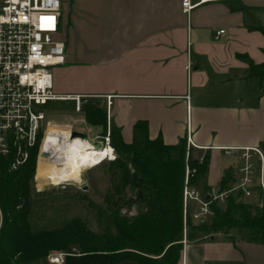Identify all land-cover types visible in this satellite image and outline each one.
Masks as SVG:
<instances>
[{"label":"crops","instance_id":"crops-1","mask_svg":"<svg viewBox=\"0 0 264 264\" xmlns=\"http://www.w3.org/2000/svg\"><path fill=\"white\" fill-rule=\"evenodd\" d=\"M61 2L66 59L53 71L55 93L106 108L108 126L118 127L125 141L140 120L151 139L168 145L190 134L193 152L209 154L200 190H220L226 171V190L234 188L243 161L224 150L264 146V85L247 77L249 62L264 63V35L255 29L264 27V0L210 2L190 14L182 0ZM86 125L91 138L95 128ZM257 181L252 200L239 197L253 212L260 211ZM179 264H264V242L231 231L199 235L183 241Z\"/></svg>","mask_w":264,"mask_h":264},{"label":"trees","instance_id":"trees-1","mask_svg":"<svg viewBox=\"0 0 264 264\" xmlns=\"http://www.w3.org/2000/svg\"><path fill=\"white\" fill-rule=\"evenodd\" d=\"M255 29L264 35L263 26ZM247 77L264 85V63L249 62ZM84 118L103 138L109 131V143L117 157L101 164L120 169L124 186L118 197L106 196L105 204L98 207L101 230L93 231L79 219L34 230L32 209L40 195L33 193L38 145L29 161L15 171L10 170L9 159L0 157V264H37L57 252L71 254L64 264H179L183 241L199 235L210 237L235 230L249 240L264 242V208L253 212L249 204L238 200L240 194H231L225 209L214 205L210 222L195 224L188 214L184 223L186 166L196 170L190 178L194 186L207 175L209 166V154L200 162L193 156V148L188 149L186 137L173 145L165 144L161 137L151 139L148 123L140 120L133 127L131 140L125 141L118 127L108 126L107 109L92 102L85 104ZM261 149L264 152V146ZM230 179V171H226L220 191L226 190ZM126 186L137 190L132 202L136 212L131 216L122 214Z\"/></svg>","mask_w":264,"mask_h":264},{"label":"built area","instance_id":"built-area-1","mask_svg":"<svg viewBox=\"0 0 264 264\" xmlns=\"http://www.w3.org/2000/svg\"><path fill=\"white\" fill-rule=\"evenodd\" d=\"M218 1L225 0H182L181 5L183 12L190 14L197 6ZM61 10V0H0V157L10 160L12 171L29 161L37 145L38 164L42 157L52 158V148L46 152L45 145L48 143L54 147L68 142L74 131L85 133L87 139L83 140L89 144L96 141L73 125L60 126L69 131L67 136L60 134L55 130L57 125H52L39 108L50 101H73L76 111L80 112L84 100L81 95H61L54 91L52 69L64 65L66 59L65 43L61 39ZM224 32H216L215 38L218 39ZM187 68L190 71L191 64ZM111 99L112 96L107 97L108 105ZM102 139L109 145V135ZM98 142L103 144V141ZM187 147H196L190 134L187 135ZM224 151L227 155H233L234 152L239 154L243 161L240 168L242 177L232 189L203 192L190 184V178L196 170L187 165L183 190L185 224L188 214L193 222H205L213 216V206L224 204L231 194H240L242 200H252L257 180L262 197L255 205L260 211L263 210V150L258 147H236ZM203 159L204 156L199 157L200 162ZM193 204L195 210L192 211ZM68 255L71 254H50L47 264H64Z\"/></svg>","mask_w":264,"mask_h":264},{"label":"rangeland","instance_id":"rangeland-1","mask_svg":"<svg viewBox=\"0 0 264 264\" xmlns=\"http://www.w3.org/2000/svg\"><path fill=\"white\" fill-rule=\"evenodd\" d=\"M59 68L60 67L53 68L52 72ZM84 106L85 105H83L81 112H77L73 101H50L47 105L39 108L46 114L47 119L52 122V125H73V127L88 133V126L83 119ZM89 134L93 140H96L95 142L103 141L104 146L111 147L113 157H108L104 162L114 160L115 157H117L116 152L110 143L109 146H107L104 142L105 140L102 139L100 130L93 129ZM98 135H100L99 138H97ZM57 151L58 147L56 149L54 148V157H56ZM193 156L199 158L197 152H193ZM37 157L38 156H36L35 174L33 179V193H38L40 195L37 197L38 201L32 209L31 222L33 229L40 230L46 227H59L63 226L68 221L79 219L91 230L97 232L100 231L101 228L96 217V211L99 206L105 204L106 196H114L116 198L121 194L118 190L124 188V186L121 179L122 176L119 175L120 169H111L108 165L102 166V164H99L82 171L79 182H68L60 185V187H62L61 189H56L57 186H54L56 184L51 185L49 180L47 181V179L43 178L44 170L39 169L37 171ZM239 163L242 164V161ZM114 170H118L116 171L118 175H116V177L112 176ZM61 182L64 183L65 180H62ZM196 187L199 188L198 185ZM124 192L123 198L126 204L122 207V214L129 216L135 215L136 211L135 208L132 207V202L137 197V190L126 186ZM239 201L243 202L242 200ZM91 204H93V206H91ZM220 208L225 209L226 204H220ZM191 210H195L194 204L192 205ZM210 221L211 218L206 220L207 223ZM194 223L197 224V222ZM231 232L236 231L233 230ZM37 264H47V259H44Z\"/></svg>","mask_w":264,"mask_h":264},{"label":"bare ground","instance_id":"bare-ground-1","mask_svg":"<svg viewBox=\"0 0 264 264\" xmlns=\"http://www.w3.org/2000/svg\"><path fill=\"white\" fill-rule=\"evenodd\" d=\"M57 147V155L54 157V148L56 149ZM105 147L103 146L101 149L95 148L93 144H89L78 137L74 139L71 137L68 142L64 141L54 147L47 143L44 151L52 148L53 157H42L37 171L39 169L44 170L43 178L47 179V181L49 180L50 184H56L57 186L68 182H79L82 171L101 164L108 157H113L111 147ZM62 180H65V182L62 183Z\"/></svg>","mask_w":264,"mask_h":264},{"label":"water","instance_id":"water-1","mask_svg":"<svg viewBox=\"0 0 264 264\" xmlns=\"http://www.w3.org/2000/svg\"><path fill=\"white\" fill-rule=\"evenodd\" d=\"M76 137H78V138H81V139H87V135L85 134V133H83V132H79V131H74L73 133H72V139H74V138H76ZM93 146L95 147V148H99V149H101L104 145L101 143V142H94L93 143ZM62 187H60V186H57L56 187V189H61ZM139 197H140V194H139Z\"/></svg>","mask_w":264,"mask_h":264}]
</instances>
